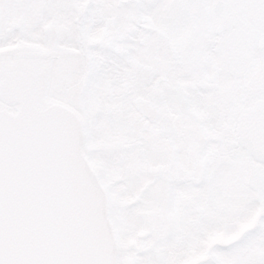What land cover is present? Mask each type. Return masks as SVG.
Returning a JSON list of instances; mask_svg holds the SVG:
<instances>
[{
    "label": "snow or ice",
    "instance_id": "obj_1",
    "mask_svg": "<svg viewBox=\"0 0 264 264\" xmlns=\"http://www.w3.org/2000/svg\"><path fill=\"white\" fill-rule=\"evenodd\" d=\"M0 264H264V0H0Z\"/></svg>",
    "mask_w": 264,
    "mask_h": 264
}]
</instances>
